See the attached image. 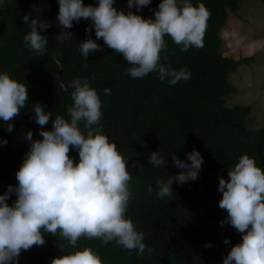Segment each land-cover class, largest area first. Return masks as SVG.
Listing matches in <instances>:
<instances>
[{"label":"trees","instance_id":"obj_1","mask_svg":"<svg viewBox=\"0 0 264 264\" xmlns=\"http://www.w3.org/2000/svg\"><path fill=\"white\" fill-rule=\"evenodd\" d=\"M243 1L188 0L194 6L203 3L211 16L203 48L182 52L171 37L165 36L167 51L161 53V62L191 73L189 80L171 85L161 81L156 72L135 79L128 75L126 68L132 65L124 61L122 54L108 48L102 38L96 39L90 19L74 21L70 29L61 28L58 0H5L0 8V73L7 72L26 83L29 102L12 121L0 120V195L10 185L18 186L16 174L30 151L26 133L32 131L33 140H42L39 133L53 129L55 116L68 118L74 90L69 85L74 78L86 79L102 101V133L117 144L128 161L132 195L126 218L144 233V243L152 249L151 255L145 252L140 256L115 241L105 245L100 239L84 238L74 249L59 234L53 237L44 233L45 244L22 250L18 264H51L54 258L85 247L97 253L103 264H223L231 248L242 242V234L230 224L221 226L227 212L219 207L222 193L218 186L219 178L229 179V170L243 155L254 158L257 166L264 169V127L248 128L250 106H227V99L237 92L231 75L241 65L255 61L254 57L234 60L221 52L220 31L229 14L241 9ZM257 1L264 4V0ZM83 2L85 6H98V0ZM161 2L152 0L142 9H130L128 0H115L113 6L125 14L131 11L154 19ZM25 15L53 25L39 30L48 36L43 56L25 46L24 37L31 31L30 25L23 22ZM89 27L90 34L86 31ZM64 31L72 33L71 38L57 39ZM89 38L101 50L85 59L80 46ZM105 88L111 90V95L105 94ZM37 103L53 115L43 127L34 119L33 106ZM8 123L14 125L12 132L7 131ZM80 126L86 132L83 124ZM194 150L204 158L198 178L183 185L174 182L172 197L158 198V180L167 181L171 175L186 171L174 166L172 157L190 164L188 154ZM153 152L168 161L167 167L149 163ZM69 155L79 162L77 149L72 147ZM149 186L152 193L148 192ZM16 199L12 193L7 202L11 205ZM225 239L230 243L225 244ZM209 244L211 247H207Z\"/></svg>","mask_w":264,"mask_h":264},{"label":"clouds","instance_id":"obj_2","mask_svg":"<svg viewBox=\"0 0 264 264\" xmlns=\"http://www.w3.org/2000/svg\"><path fill=\"white\" fill-rule=\"evenodd\" d=\"M151 2L128 0V7L142 9ZM58 3L57 20L61 28L70 29L74 21L90 19L96 39L102 38L108 48L122 54L124 61L132 65L126 68L128 75L135 79L156 72L161 81L167 80L171 85L189 80L191 73L171 69L161 62V53L167 51L165 36L171 37L182 52L203 48L211 16L203 3L194 6L188 0H162L154 19L118 11L113 6L115 0H98V6H85L83 0H58ZM22 19L31 28L24 37L25 46L45 55L48 36L41 35L39 30L53 25L30 19L28 15ZM91 30L89 27L86 31L90 34ZM71 36L72 33L64 31L56 38L66 40ZM100 50L101 46L91 38L80 46L85 59ZM69 87L74 90L73 103L67 108L68 118L55 116L53 129L39 133L42 140H33L32 131L26 133L30 151L16 174L18 186L10 185L0 195V264H18L22 250L45 244L44 233L53 237L59 234L74 249L82 238L100 239L105 245L115 241L140 256L145 252L152 254L144 243V233L126 218L132 176L117 144L101 131L102 101L86 79L74 78ZM104 92L111 95L109 88ZM28 102L27 84L7 72L0 73V120L12 121ZM33 111L35 122L41 127L53 116L39 103L33 106ZM81 124L86 132L81 130ZM13 128L8 123L7 131L12 132ZM3 143L7 144V140ZM72 147L78 150V163L69 155ZM188 159L190 164L172 157L174 166L186 171L171 175L167 181L158 180V198H171L174 182L183 185L198 178L203 156L194 150ZM149 163L157 168L168 165L159 152L151 153ZM228 176L229 179L219 178L218 191L222 193L219 207L227 212L226 220L220 223L230 224L242 234V242L231 248L223 264H264V169L257 166L254 158L243 155ZM148 192H153L151 186ZM12 193L17 199L10 205L7 201ZM224 243L230 241L225 239ZM51 264H103V261L85 247L54 258Z\"/></svg>","mask_w":264,"mask_h":264},{"label":"rangeland","instance_id":"obj_3","mask_svg":"<svg viewBox=\"0 0 264 264\" xmlns=\"http://www.w3.org/2000/svg\"><path fill=\"white\" fill-rule=\"evenodd\" d=\"M4 2L0 0V8ZM220 36L224 56L234 60L255 59L241 65L231 75L230 81L237 92L227 99V106H250L252 112L248 128L260 129L264 127V4L257 0H244L236 14H229Z\"/></svg>","mask_w":264,"mask_h":264}]
</instances>
